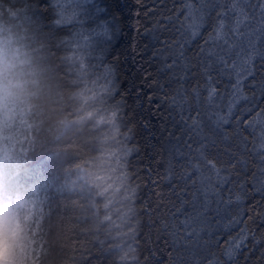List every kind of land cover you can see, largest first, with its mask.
<instances>
[{
    "label": "trees",
    "instance_id": "trees-1",
    "mask_svg": "<svg viewBox=\"0 0 264 264\" xmlns=\"http://www.w3.org/2000/svg\"><path fill=\"white\" fill-rule=\"evenodd\" d=\"M184 2L76 0L77 18L62 21L58 0H0V31L15 37L38 78L31 107L0 114V180L31 221L33 264H264V191L248 182L264 165L252 151L251 130L238 129L234 118L216 130V109L203 103L201 128L189 127L197 114L192 89L205 83L206 56L198 53L212 21L185 43ZM248 2L258 17V0ZM101 63L112 69L114 93ZM218 72L211 75L223 105L234 77ZM243 89L255 99L238 109L255 105V115L264 90L251 78ZM201 145L218 166L246 161L229 179L243 183L247 197L211 222L197 216L204 195L188 166ZM232 216L239 223L225 227ZM241 229L246 239L228 261L225 241Z\"/></svg>",
    "mask_w": 264,
    "mask_h": 264
},
{
    "label": "snow or ice",
    "instance_id": "snow-or-ice-1",
    "mask_svg": "<svg viewBox=\"0 0 264 264\" xmlns=\"http://www.w3.org/2000/svg\"><path fill=\"white\" fill-rule=\"evenodd\" d=\"M59 11L62 21H72L78 16V6L76 0H58ZM63 5V7H61ZM183 7L186 9L184 19L181 21V35L186 37L185 43L193 41L200 35L201 29L205 24L212 21V31L209 33L208 39L201 46L198 55H205L206 62H202L201 75L205 78L203 85L193 87V101L197 114L190 116L192 129L201 128L202 121L200 119L199 106L203 103L209 109H216L210 115L214 117V125L216 130H220L223 125L228 124L230 119H235L237 128L242 124L246 129L251 130V142L253 144L252 151L259 156L261 165H264V108L255 111V115L251 113L256 106L238 109L241 101L251 104L255 99V93L248 95L243 89V82L251 78L254 84L264 90V0H258L259 15H256V5H252V11H249L248 0H224L223 3H216L214 0H185ZM221 9L216 11V9ZM70 9V12L68 11ZM215 12L212 17L211 13ZM83 35V34H82ZM85 43L88 45V36L83 35ZM259 45V46H258ZM183 48V45H181ZM183 55L182 52L178 53ZM261 60V64L255 63L256 59ZM173 65H168L172 68ZM104 69V79L114 93V80L112 79V69L100 65ZM219 68L218 75L227 74L234 77V83L227 92V102L223 105L217 102V99H223L225 93L218 90L217 81L211 75L212 71ZM259 75L260 79L256 77ZM202 91L206 95H202ZM189 98L182 97L180 104L187 103ZM175 104V99L173 100ZM188 107L193 110V103H189ZM119 113L121 105L118 103ZM183 111V108L181 109ZM239 110L241 113L248 112L249 118L241 120L240 116H234V112ZM239 134V133H238ZM227 138V137H225ZM241 142L247 143L248 137L241 136ZM191 147V146H189ZM199 160L196 163L188 162L190 169H194L192 175L196 176L192 180L193 184L199 182L201 184V192L204 200L201 205V212L197 216L203 215L209 222L215 217H219L222 211H226L228 206L235 205L247 197L248 191L243 183L236 184L229 179L238 165L246 163L243 159H229L226 165H219L216 160L208 159L204 145L196 149ZM235 154H233L234 156ZM205 167L208 174L204 175ZM223 173V174H222ZM188 179L191 176L186 172L184 174ZM248 182L252 183L254 191H264V166L260 167L257 172H253ZM229 187L228 198L222 195L224 187ZM259 185V187H256ZM215 203L216 207L212 205ZM211 214V215H209ZM190 225L191 220L185 222ZM239 223L236 216H232L225 227ZM245 229H241L235 237H230L225 241L222 249V255L231 261L246 239ZM211 264V262H210ZM215 264H220L216 261Z\"/></svg>",
    "mask_w": 264,
    "mask_h": 264
},
{
    "label": "clouds",
    "instance_id": "clouds-1",
    "mask_svg": "<svg viewBox=\"0 0 264 264\" xmlns=\"http://www.w3.org/2000/svg\"><path fill=\"white\" fill-rule=\"evenodd\" d=\"M38 96V78L15 37L0 31V114L31 107ZM31 221L18 197L5 192L0 180V264H33Z\"/></svg>",
    "mask_w": 264,
    "mask_h": 264
},
{
    "label": "rangeland",
    "instance_id": "rangeland-1",
    "mask_svg": "<svg viewBox=\"0 0 264 264\" xmlns=\"http://www.w3.org/2000/svg\"><path fill=\"white\" fill-rule=\"evenodd\" d=\"M1 154H2V152L0 151V159L2 158V155Z\"/></svg>",
    "mask_w": 264,
    "mask_h": 264
}]
</instances>
